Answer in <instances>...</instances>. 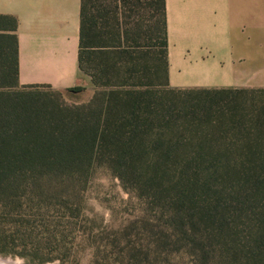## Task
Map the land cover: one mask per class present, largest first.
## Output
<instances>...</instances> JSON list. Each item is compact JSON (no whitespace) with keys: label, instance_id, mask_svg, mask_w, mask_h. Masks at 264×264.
<instances>
[{"label":"trees","instance_id":"16d2710c","mask_svg":"<svg viewBox=\"0 0 264 264\" xmlns=\"http://www.w3.org/2000/svg\"><path fill=\"white\" fill-rule=\"evenodd\" d=\"M130 1L81 0L78 63L96 89L73 106L40 101L30 91L39 84L12 91L20 85L17 20L0 15V254L23 256L15 248L35 244L40 264L69 256L80 194L106 168L167 209L169 243L177 236L221 264H264V89L171 87L165 0H136L150 29L138 74L127 73ZM67 223L76 235L57 239ZM37 234L48 235L46 247L25 241Z\"/></svg>","mask_w":264,"mask_h":264},{"label":"rangeland","instance_id":"374dc122","mask_svg":"<svg viewBox=\"0 0 264 264\" xmlns=\"http://www.w3.org/2000/svg\"><path fill=\"white\" fill-rule=\"evenodd\" d=\"M234 11L238 22L236 30L239 33L238 37L244 40V47H238L235 53V63L240 66L236 69L238 72L236 78L239 81L237 87L264 89V0H237ZM126 15L128 24L126 30L129 33V40L126 44L129 52L126 56V60L129 62L127 73L135 75L138 74L142 66L141 58L144 57L142 56L144 46L148 45L146 37L149 34L150 26L142 18L148 17V14H145V11L136 5V0L130 1ZM109 31L108 27L103 29V32L108 33ZM155 35L152 23V45L155 43ZM104 42L108 41L104 40ZM108 57L111 61L114 58L113 55ZM154 57L152 53V66L156 63ZM115 58L120 63L116 56ZM129 70L131 71L129 72ZM153 71L152 80L161 82V75L157 76ZM86 76L89 79V85L82 91L77 89L60 90L46 84H40L30 91L40 101L63 106L81 105L91 99L96 89L90 76ZM21 87L22 85H19L12 91H22ZM157 89L159 90V87L152 88V90ZM171 182L169 181V183ZM140 183L143 185V181ZM132 185H135L134 180L127 179L125 184L106 168L98 169L85 192L80 194L83 220L78 225L80 235H77L76 247L73 248L69 256H63V258L45 264H96L94 261H97V264L222 263L218 254L214 255V252L210 257L195 256L190 251H195L191 245H188L190 250L182 247L186 242L185 240L177 241L179 239L177 236L169 243L170 238L167 239L164 234V227L169 224V218L162 213L167 209L156 208L149 198H142L139 189ZM65 221L68 219L57 218L53 220V223L63 224ZM60 229L61 227L59 231ZM12 230H16L14 224H12ZM70 230H73V227L67 223L66 235L55 234L56 238L70 241L76 235L75 231L70 232ZM47 237L48 235L45 234H37L25 237V241L44 240L43 244L39 245V248L42 249L47 246L45 241ZM14 238L22 237L15 234ZM116 241L124 244L130 243L132 248L122 250V247L116 246ZM15 249L18 253H23V256L0 254V257L20 260L24 264H40V256L35 255L34 249H37L35 244L23 247L19 245ZM46 252L43 250V253Z\"/></svg>","mask_w":264,"mask_h":264},{"label":"crops","instance_id":"0c3cea01","mask_svg":"<svg viewBox=\"0 0 264 264\" xmlns=\"http://www.w3.org/2000/svg\"><path fill=\"white\" fill-rule=\"evenodd\" d=\"M165 2L169 85L238 88L237 0ZM80 13L81 0H0V15L17 20L20 85L88 87L78 63Z\"/></svg>","mask_w":264,"mask_h":264},{"label":"bare ground","instance_id":"6f19581e","mask_svg":"<svg viewBox=\"0 0 264 264\" xmlns=\"http://www.w3.org/2000/svg\"><path fill=\"white\" fill-rule=\"evenodd\" d=\"M0 264H24V263L20 260H11L9 258L0 257Z\"/></svg>","mask_w":264,"mask_h":264}]
</instances>
